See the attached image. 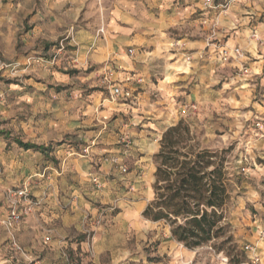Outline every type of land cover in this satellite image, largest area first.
I'll return each instance as SVG.
<instances>
[{
  "label": "crops",
  "instance_id": "crops-1",
  "mask_svg": "<svg viewBox=\"0 0 264 264\" xmlns=\"http://www.w3.org/2000/svg\"><path fill=\"white\" fill-rule=\"evenodd\" d=\"M102 2L0 0V59L8 51L5 39L8 36L16 53L14 59L5 61L6 67L0 71V77L9 81L4 83L0 80V140L4 142L0 148V171L3 172L4 164L11 161L15 171L12 180L16 181L12 183L5 178L4 184L0 185V219L8 214L4 195L7 189L28 183L36 199L46 193L43 203L26 216L21 232L26 229L29 233H42L52 228L60 231L63 236L61 242L68 246L73 264H85V261L94 264L91 251L83 245L88 242L91 248L90 241L97 235L95 221L106 223L111 219L106 214L105 204L121 201L117 180L106 178L111 168L102 158L107 149L102 144L109 137L110 119L122 117L121 113L127 111V104L119 103V100L129 99L121 98L113 102L109 86H123L133 92L136 90L134 80L145 81L140 78L142 66L134 60L152 58L177 65L181 63L184 51L207 49L206 40H190L187 35L179 39L171 37L169 29L182 23L179 19L184 14L182 9L176 7L168 12L162 6L157 11L159 16L154 19L144 14L151 19L148 22L147 18L137 16L138 12H144L141 0H123L118 5L119 11L111 6L108 13L104 12L106 8ZM233 5L226 11V18L218 9H207L201 4L199 8L207 28L215 26L217 35H224L223 31H226L224 36L229 37L225 42L227 46L240 48L243 56L232 58L228 63L204 62L199 65L200 68L191 67L189 70L199 72L201 69L202 75H213L210 79L217 81L221 72L229 68L234 74L226 84L239 92L253 95L259 86H264V51H261V42L255 40V32L245 34L256 21L249 19L246 24L243 23L245 8L237 11ZM145 11L148 13L150 10ZM258 19L264 23V13ZM102 26L104 30L99 31ZM145 26L151 30L145 29ZM62 46L64 48L60 50ZM142 47L146 50L139 54ZM127 48L128 51L133 49L134 55H129ZM56 54L53 64L36 62L38 59L51 61ZM184 66L186 63L174 67L180 69ZM161 74L154 88L170 101L174 99L171 94L179 93L185 85H178ZM185 74V71H179L176 75ZM85 91H89V95L82 94ZM200 93L195 92L190 98L205 99V95L200 97ZM254 104L262 110L260 114L264 120V90L262 99ZM136 134L140 136L136 144L141 146L144 144V131ZM43 138H47L45 143H41ZM48 141H61L62 144L48 152ZM80 141L83 142L84 154L74 150V145ZM20 142L43 146L46 150L26 149ZM48 154L54 158L48 157ZM17 155H22L23 159H18ZM132 176L133 173L125 176L123 183L136 184L138 180ZM92 177H99L104 182V188L98 190ZM108 188L116 190L114 199L108 197ZM147 205L140 203L135 214H124L133 229L139 217L144 219L142 213ZM121 214L112 217L115 223L104 237L109 248L100 255L107 257V264H125V257L138 261L132 254L134 245L130 242V235H123L120 231ZM147 222L163 227L168 234L169 241L163 244L166 252L178 244L172 239L170 228L165 223ZM80 228L92 230L80 232ZM73 244L75 248L71 247ZM183 248V257L190 259L191 250Z\"/></svg>",
  "mask_w": 264,
  "mask_h": 264
},
{
  "label": "rangeland",
  "instance_id": "rangeland-1",
  "mask_svg": "<svg viewBox=\"0 0 264 264\" xmlns=\"http://www.w3.org/2000/svg\"><path fill=\"white\" fill-rule=\"evenodd\" d=\"M132 1L136 2L138 0ZM141 1L144 12H138L137 16L138 18H147L148 22L151 19L144 14L150 15L154 19L159 16L160 13H157V11L161 10L162 6L168 12L176 7L184 11V14L180 15L181 18H179L182 23L169 29L172 38L179 39L187 35L190 40H206L207 45L212 42H222L227 45L225 42L229 37L224 36L226 31H223L225 32L224 35H217L214 31L215 26L208 29L206 23L202 21V12H200L199 7L200 4L206 7L204 0ZM113 2L115 0H103L102 3L106 8L105 13L109 12ZM224 3L225 0H215V5ZM233 4L235 2L231 5ZM147 9L150 10L148 13L145 11ZM218 10L221 11V8ZM223 14L226 18V12ZM101 20H104V18L101 17ZM101 28L104 30L103 26ZM101 28L99 31H101ZM145 29L151 30L148 26H145ZM153 47L151 46V48ZM145 50L142 47L138 52L142 54ZM203 50L204 48L197 49V51L188 49L184 51V55ZM127 52L130 55L128 48ZM47 58L50 59V55H47ZM167 61L153 60L152 58L144 61L134 60L142 66L140 67L142 73L140 78L145 79V81L140 83L134 80L135 85L133 87L136 90L133 91V97L127 101L119 100V103L127 104L125 106L127 111L121 113L122 117H110L109 124L111 126L108 125L107 129L109 137H107L105 144H102L107 148L103 152L102 158L107 160V166L111 168V172L106 178L107 180H117V193L121 200L120 203L108 202L105 204L106 214L110 215V220L114 224L112 217L122 213L119 222L122 224L120 231L123 235H130V242L134 245L132 254L138 259V261H134L130 260L129 257H125L123 263L224 264L226 254H218L210 246L191 250L190 259L183 257L181 252L184 251V246L179 243V245L174 244V248L166 252L167 250L163 247V244L169 239L163 227L150 224L139 217L136 223L137 226L133 229L131 222L124 218V214L127 212L134 213L138 211L137 207L140 203L148 204L153 200L154 155L160 150V140L165 130L179 121L185 120L191 125L197 146L200 148L210 150L232 149L228 159L230 171L234 174L233 201L230 209L232 235L245 253V263L243 264H264V255H261V253H264V247L260 246L264 244V214L259 211L260 208H264V120L260 114L262 110L254 104L262 99L264 86H259L257 92L253 95L246 91L239 92L233 86L225 87L226 82H230L228 80L233 73L229 68H225L221 72L219 80L213 81L210 79L213 75H202L201 69H199V72L189 70L191 67L193 69H196L194 67L200 68L202 63H209L210 60L200 61L197 64L198 66H192L196 62L189 64L183 56L181 63L172 66L181 67L186 63L188 71L185 72V75L177 76L172 81L185 86L180 88L179 93L171 94L174 99L168 101L165 96L158 94L154 88V85L159 83V77L162 76L161 73H163L164 68L170 65ZM180 77H187V79H181ZM0 80L4 83L9 82L6 77H0ZM195 92H201L200 97L205 95L206 98H190V95ZM82 94L87 96L89 91ZM141 131H144L142 137L144 144L140 146L136 144V140L140 139V136L136 133L139 134ZM61 144V141H48V152L54 151ZM82 146L83 142L80 141V143L74 145V150L84 154L82 152L84 147ZM48 157L54 158L49 154ZM114 157L124 161L129 168L128 173L119 172L110 163L109 160ZM17 158L23 159V156L17 155ZM56 161L60 162V160ZM71 173L73 174V172ZM130 173H133L132 177L137 178L138 182L126 185L123 183L124 177ZM22 183L23 181L20 182V184ZM108 189V197L114 199L116 190L114 188ZM247 246L249 249L246 250L245 247ZM13 264H16L15 260H13ZM228 264H231L230 259H228Z\"/></svg>",
  "mask_w": 264,
  "mask_h": 264
},
{
  "label": "trees",
  "instance_id": "trees-1",
  "mask_svg": "<svg viewBox=\"0 0 264 264\" xmlns=\"http://www.w3.org/2000/svg\"><path fill=\"white\" fill-rule=\"evenodd\" d=\"M20 145L46 150L30 143ZM231 150L200 148L185 120L167 128L154 155V198L142 216L165 223L172 239L189 250L210 246L216 253L226 254L231 264H243L245 253L232 235L230 222L234 192L228 160Z\"/></svg>",
  "mask_w": 264,
  "mask_h": 264
},
{
  "label": "clouds",
  "instance_id": "clouds-1",
  "mask_svg": "<svg viewBox=\"0 0 264 264\" xmlns=\"http://www.w3.org/2000/svg\"><path fill=\"white\" fill-rule=\"evenodd\" d=\"M123 0H115L113 7H117L122 4ZM205 6L211 7L210 0H205ZM241 7L245 8L243 13V23H247L249 19L255 20L256 24L246 30L247 35L256 33L255 40L260 41L261 51H264V23L260 22L258 17L264 13V0H236L233 5V9L239 10ZM103 31V28H101ZM8 45V51L3 54V59H0V71L6 67V60L14 59L16 53L13 52V42L10 36L6 37ZM255 41L253 42V46ZM179 71H188L187 66L180 69L175 68L172 65H168L164 68L163 75L168 79H176ZM15 75H22V73H16ZM181 79H187V77H180ZM228 87V85H225ZM47 138H43L41 143H45ZM3 141L0 140V148L3 146ZM15 175L13 165L11 161L4 164V171L0 172V185L4 184V179L7 178L10 182L15 183L12 177ZM2 195V194H0ZM259 211L264 214V208H260ZM97 235L90 241L91 248L89 249L88 242L83 247L90 250L92 253V259L94 264H107V257H101L100 253H105L109 248L108 243L104 240L111 229L112 222L108 220L106 223L101 221H95ZM91 228H80V232L91 231ZM59 237V239H57ZM63 236L60 231L55 228L51 230H45L42 233L39 232H21V225L15 224L4 218L0 220V264H13V260L16 264H73V259L70 255L68 246L62 243ZM264 247V244L260 245ZM75 248L76 245H72ZM79 255V253H77ZM264 255V253H261ZM223 256V254H222ZM228 257L224 256V264H228ZM87 264V261H85Z\"/></svg>",
  "mask_w": 264,
  "mask_h": 264
},
{
  "label": "built area",
  "instance_id": "built-area-1",
  "mask_svg": "<svg viewBox=\"0 0 264 264\" xmlns=\"http://www.w3.org/2000/svg\"><path fill=\"white\" fill-rule=\"evenodd\" d=\"M236 0H225L224 4L215 5V0H210L211 7H206L207 9H220L222 13L226 12L232 3ZM205 4V0H204ZM64 47L62 46L60 50ZM130 55H134V50H129ZM243 53L240 48H229L227 45L222 42H212L207 45V49L198 52H191L184 55L186 62H196L200 61H214L219 63H228L230 59L235 57H242ZM57 59V54L52 57L51 61H45L38 59L37 63H48L53 64ZM111 87V88H110ZM110 88V98L112 101L118 99H130L133 97V92L123 86H109ZM110 163L115 166V168L121 173H128L129 168L124 163V161L118 157H114L109 160ZM1 172V171H0ZM92 182L98 190L104 188V182L101 181L99 177H92ZM5 201L8 207V214L4 217L8 221L22 226L27 215L31 214L33 210L40 206L44 199L46 198V193L40 199H36L31 191V188L28 183H25L22 187L18 188H9L5 191ZM3 218V219H4ZM0 219V220H3ZM246 250L249 247H245Z\"/></svg>",
  "mask_w": 264,
  "mask_h": 264
}]
</instances>
